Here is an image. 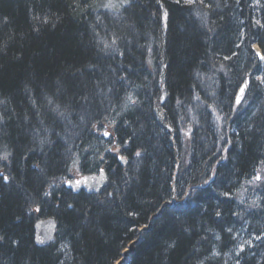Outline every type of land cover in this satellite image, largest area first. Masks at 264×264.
I'll list each match as a JSON object with an SVG mask.
<instances>
[{"label":"trees","instance_id":"16d2710c","mask_svg":"<svg viewBox=\"0 0 264 264\" xmlns=\"http://www.w3.org/2000/svg\"><path fill=\"white\" fill-rule=\"evenodd\" d=\"M106 1L0 0V264H264V0Z\"/></svg>","mask_w":264,"mask_h":264},{"label":"water","instance_id":"95a60500","mask_svg":"<svg viewBox=\"0 0 264 264\" xmlns=\"http://www.w3.org/2000/svg\"><path fill=\"white\" fill-rule=\"evenodd\" d=\"M108 185V179L103 171H100L97 175L86 177L85 179L67 185V188L72 191L73 194L83 192L87 195H98ZM156 217V216H155ZM154 217V218H155ZM150 223V222H149ZM34 246L37 248H44L54 243L56 234V223L53 219H47L38 221L34 225ZM147 230L143 227L141 231ZM140 239L132 242L126 249L136 246ZM125 249V250H126ZM125 254L120 258L116 264H124L129 258L130 251L123 252Z\"/></svg>","mask_w":264,"mask_h":264},{"label":"rangeland","instance_id":"374dc122","mask_svg":"<svg viewBox=\"0 0 264 264\" xmlns=\"http://www.w3.org/2000/svg\"><path fill=\"white\" fill-rule=\"evenodd\" d=\"M123 1L124 0H108V1H106L105 5H109L110 4V6L106 7L104 5V6H102V8H103L104 11H112L115 8V6L123 4L124 3ZM242 88L245 89V86L242 87ZM243 94H244V92L241 93V91H239V93L237 95V96L240 97V101L242 100ZM237 104L238 103H237V98H236V105ZM215 119H216V127L218 129V139L216 141V147H217V150H218L219 147L221 146V141H222V129H223L222 127H223V124H222V119L220 117L216 116ZM186 122H188V123L185 124V122H184L183 123L184 125H180V128H179L181 130V132H179V135H181V136H183L185 138V141H184L185 145H184V148L182 149L183 153H180L179 145H176V147H175L176 153H177V158L179 157V155H182L183 161H182L181 165H183V166L181 168H183L186 165L187 147H188V141H189V137H190V130H192V127H193L191 120H187ZM69 176H70V178L64 182L65 184L76 182V181L81 179V176L79 175V173L77 171H72ZM257 176H259L260 179H255L254 182L251 183L250 186L248 187V189H249L248 192H250V196L255 194L260 188H262L264 186V170H262ZM127 251H130V249L129 250L128 249L125 250V252H127ZM124 255L125 254L122 253L121 258ZM122 259H124V258H122Z\"/></svg>","mask_w":264,"mask_h":264},{"label":"snow or ice","instance_id":"6c2138e0","mask_svg":"<svg viewBox=\"0 0 264 264\" xmlns=\"http://www.w3.org/2000/svg\"><path fill=\"white\" fill-rule=\"evenodd\" d=\"M189 2H191V0H189ZM257 2H258V0H257ZM237 3H239V0H237ZM105 6H106V7H109L110 4H109V5H105ZM259 23H260V22L257 21V24H259ZM261 27H264V25H261ZM256 55H257L258 57H260L261 59H264V55H262L260 52H257ZM240 91H241V93H243V92H244V89L241 88ZM239 101H240V97L237 96V103H239ZM0 103H2V101H0ZM104 136H109V133H108V132H105V133H104ZM137 155H139V153H137ZM4 159H7V155L0 156V160H4ZM3 179H4V181H7V180H8V176L4 175V176H3ZM256 179H260V177L257 176ZM77 183H79V182H77ZM69 207H71V205H69ZM37 211H39V209H37ZM216 215H217V216H220V212H217ZM229 231H231V230H229ZM260 238H261L260 236H256V237H255V239H260ZM2 239H3V237H0V240H2ZM241 251H243L242 248H241Z\"/></svg>","mask_w":264,"mask_h":264},{"label":"bare ground","instance_id":"6f19581e","mask_svg":"<svg viewBox=\"0 0 264 264\" xmlns=\"http://www.w3.org/2000/svg\"><path fill=\"white\" fill-rule=\"evenodd\" d=\"M251 49H252V51L254 52L255 55H256L257 52H260V53H261L260 49H259L256 45H253ZM256 56H257V55H256ZM257 58H258L259 60H261L260 57L257 56ZM160 103H161V102H160ZM123 164H124V163H123ZM103 172H104V171H103ZM91 176H94V175H91ZM86 177H89V176L81 177V179L78 180V181H76V182H79V181L85 179ZM72 183H75V182H72ZM72 183H67V184H65L66 189H68V188H67V185L72 184ZM106 187H107V186H106ZM106 187H105V188H106ZM105 188H104V189H105ZM68 190H69V189H68ZM45 220H47V219H45ZM41 221H43V220H41ZM55 235H56V234H55ZM54 241H55V240H54ZM127 247H128V246H127ZM124 251H125V250H124ZM115 264H116V263H115Z\"/></svg>","mask_w":264,"mask_h":264}]
</instances>
